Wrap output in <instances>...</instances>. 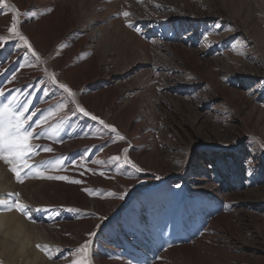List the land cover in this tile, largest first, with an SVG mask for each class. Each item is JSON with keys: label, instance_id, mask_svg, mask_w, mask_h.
Here are the masks:
<instances>
[{"label": "rangeland", "instance_id": "1", "mask_svg": "<svg viewBox=\"0 0 264 264\" xmlns=\"http://www.w3.org/2000/svg\"><path fill=\"white\" fill-rule=\"evenodd\" d=\"M87 2L99 11L90 17L80 5L72 36L77 42L85 37L90 44L99 43V49L89 46L96 52L89 57L96 62L91 70L99 71V76L88 90L95 92V99L121 96L127 108L135 109L140 127L131 150L143 153L133 160L143 171L129 166L136 172L130 177L131 185L120 191L114 188L117 195L113 200L120 195L123 200L110 216L100 220L89 206L94 216L89 224L96 225L92 230L96 235L90 237L92 248L98 244L102 258L112 249L132 255L130 250L115 246L111 234L105 232L111 225L122 227L119 216L129 213L135 214L136 221H130L133 225L126 236L146 248L143 241L152 232L141 233L137 239L134 230L145 218L137 200L151 191L157 194L159 205L167 199L175 209H186L188 202L185 214H196L199 226L214 228L207 247L219 253L215 259L264 264V0ZM123 11L132 13L128 19L133 28L126 26ZM16 43H4L1 67L12 68L7 59ZM106 137L114 139L115 134ZM86 150L73 151L77 161L83 157L86 165L73 169V177L82 176L84 181L75 184L76 190L79 186L91 188L90 183L98 189L100 171L106 174L108 170L106 163L87 162ZM83 168L96 177L83 180L79 173ZM87 196L91 200L92 196ZM173 207L169 205V213ZM70 208L78 211L59 206L51 210L61 214H49L51 220L63 221L61 229L72 243L61 246L63 264H71L75 249L86 240L74 241L73 237L87 216L80 207ZM44 214L41 218L46 220ZM201 246L206 248L204 242ZM145 252L143 264L157 261L161 254L154 253L148 260L150 248ZM91 257L96 264L94 250ZM114 262L123 263L120 259Z\"/></svg>", "mask_w": 264, "mask_h": 264}, {"label": "bare ground", "instance_id": "2", "mask_svg": "<svg viewBox=\"0 0 264 264\" xmlns=\"http://www.w3.org/2000/svg\"><path fill=\"white\" fill-rule=\"evenodd\" d=\"M8 3L19 10V30L28 37L29 42L40 54L44 63L41 64L36 61L30 53H27L25 47L16 43L12 56L7 59L12 68L0 66V90H3L9 98L16 95L21 101L31 100L30 111L39 109L36 116L33 117V121H35L41 115L46 114L49 108H54L58 102H63L67 96L57 85L51 83L44 71L47 68L48 72L56 74L59 82L67 84L76 92L77 102L81 106L104 120L105 123L116 127L128 141H119L109 137L106 139V136H111L108 130L104 129L98 121L84 116L75 109L74 105L69 104L66 109L57 114L55 119L50 120L51 124L59 125L53 134V139L42 138L33 141V143L40 145H50L54 151L46 153L38 150L39 154L34 156L31 162L38 164L44 160H55L63 157L65 169L49 174L67 175L74 178L73 169L75 167L76 169L81 168L80 164L73 165L71 163L79 160L74 155V149H87L85 152L86 159L89 158L87 162L105 160L107 156L123 155V153L120 154L123 148L129 149L128 156L132 161L141 156L143 153L131 150V146L134 144L132 141L140 127L135 109L131 106L127 108L121 96L115 98L97 97L95 99V92L88 90L89 84L94 83L95 78L99 76V71L91 70L96 62L94 63V57L90 58L96 52L89 46L92 47L94 44L88 43V39L85 37L81 42H77V38L72 36L78 24L77 20H79V6L81 5V8L86 9L90 17L99 9H91L87 0H8ZM12 15L14 13L8 8H0V35H9L7 28L11 26ZM3 45L0 44V50ZM92 48L99 49V43ZM13 76L16 77L14 80L12 79ZM3 99L4 97H0V100ZM60 117L63 119L61 120ZM106 167L108 168L107 173L104 176L100 175L101 180L96 182L97 186L101 187L96 189L95 184L90 183L91 188L87 184L88 187L79 186L80 190H76L75 184L65 181L29 178L20 184L15 180L8 166L0 161V199H13L12 195L6 194L20 193L19 199L29 205L36 220V223L33 224L17 211H5L4 206L0 205V220H3L5 224L12 225L22 223L25 235L35 233L32 235L30 243L25 245L21 251V243L14 240L8 241V250H5L3 233L0 232V262L4 264H63L60 260L64 254L61 246L64 243L68 245H72V243L69 242L71 241L70 238H67L69 235L65 233L66 230L61 229L63 221L50 219V212L51 214H61L56 209H54L55 211L51 210V207L60 206V209L64 207L69 209L70 206L82 208L87 219L82 220V223L76 227V230L79 229V231L74 234L75 240L72 239L74 241L83 238L89 239L88 233H91L96 226L89 224L91 217H94L89 206L91 205V209L98 214L100 220L110 216L117 204L123 199L113 200V196L108 195V193L114 192V188L120 191L121 187L130 186L133 182L130 177L136 175V172L131 171L128 165L118 168L106 163ZM79 173H83V180L84 177L90 179L96 177L85 172V170L84 172L81 170ZM81 177L78 176L74 179H81ZM84 188L94 189L96 195L89 200L87 193L83 191ZM145 194H147L146 200L142 197ZM143 195L137 202L138 209L145 212V218L141 219L137 229L135 228L134 236L139 239L141 233L152 232L143 241L147 245L146 248L136 244L126 236L130 231L129 225L132 223L130 221H136L135 214H122L119 219L123 221V226L111 225L105 232L111 234L115 246H122L125 250H130L133 256H127L123 254V251L112 249L106 258H102L98 244H95L92 250L97 256L96 259L94 258L95 262L98 261L96 264H116L114 261L117 259H120L122 264H143L145 262L142 260V256H146L145 249L147 248H150L148 260L154 258V253L158 254L161 251L158 256L159 259L151 264L239 263L234 260L214 258L219 253L214 251L212 247H207V243L213 239L212 234H215L214 228L210 225L199 226L195 221L196 214H185L188 210L187 207L190 206L188 202L186 209H175L174 203H170L167 199L161 205L157 204L158 197L155 192H145ZM169 205L174 206L171 213H169ZM37 208H47L48 210L36 212ZM43 213L46 215V220L41 218ZM204 224H207V220ZM155 229H158L157 232ZM20 239L23 241L24 237ZM203 242L206 248L201 246ZM37 244L49 245L53 252V259H48L47 254L36 247ZM73 244L76 245L77 243ZM13 245L15 246L12 247ZM140 257L142 258L140 259Z\"/></svg>", "mask_w": 264, "mask_h": 264}, {"label": "snow or ice", "instance_id": "3", "mask_svg": "<svg viewBox=\"0 0 264 264\" xmlns=\"http://www.w3.org/2000/svg\"><path fill=\"white\" fill-rule=\"evenodd\" d=\"M143 2V0H139ZM157 8L161 5L157 4ZM0 8H8L14 15H12L11 26L7 28L9 35H0V44H4L10 40H15L19 42L20 46L27 49V53H30L36 61L43 64L40 54L33 48L29 39L22 31L19 30L20 20L18 19L20 13L19 10L8 3V0H0ZM50 11V9H49ZM121 15L126 20V26L129 28L134 27L132 20L128 19L132 15L129 11H123ZM137 33L141 32L140 28H135ZM206 39V37H205ZM240 43L239 41L237 42ZM236 45H233V51H236ZM238 55L243 56L245 53L243 51H237ZM47 73L52 84L57 85L59 89L63 90L67 94L63 102H58L54 108H49L46 114L41 115L39 119L33 121V117L36 116L39 109L30 111L32 105L31 100L21 101L16 95H12L10 98L5 95L3 90H0V97H4L0 100V161L8 166L9 171L14 175L15 180L23 184L29 178L35 179H46L55 181H65L71 184H82L84 181L81 179H74L67 175H52L50 172H59L65 169V160L63 157H59L55 160H44L38 164L32 163V158L39 154V151L46 153H52L54 151L53 147L50 145H40L33 143L34 140H40L46 138L48 140L53 139V134L57 131L59 125L51 124L50 120L55 119L57 114L62 110L66 109L69 104L74 105L75 109L78 110L86 117H90L94 121H98L104 129L115 134V139L119 141L126 140L117 129L111 124L105 123L104 120L93 115L87 111L83 106L77 102L76 92L73 91L67 84L59 82L57 80L56 74L48 72L47 68L44 69ZM16 77L13 76L14 80ZM189 79H192L189 76ZM62 120L63 117H60ZM115 142V141H114ZM264 148V144L261 145ZM39 150V151H38ZM128 148H123V155H114L109 157L107 162L103 160H94L91 163L104 165L105 163L109 165H115L118 168L123 165L130 166L136 172L143 171L135 162H133L128 156ZM73 165L80 164L82 167H86L83 164V157L81 161H72ZM88 171H95L94 169H88ZM83 175V173H81ZM99 175L104 176L105 173L100 171ZM89 196L96 195V191L90 188H84ZM12 195L13 199H0V205L4 206L5 211H17L20 213L27 221L31 223H36L33 212L29 205L19 199L20 193L6 194ZM108 195L116 196L117 193L109 192ZM120 199H123V195H120ZM46 209L37 208L35 211L40 212ZM68 211H78L77 209L69 208ZM95 232L88 233L89 237L95 236ZM93 241L91 238L86 239L75 249V259L72 260L71 264H93L91 257ZM36 247L41 251L45 252L48 259H53V252L49 245L37 244ZM2 264V262H0Z\"/></svg>", "mask_w": 264, "mask_h": 264}, {"label": "clouds", "instance_id": "4", "mask_svg": "<svg viewBox=\"0 0 264 264\" xmlns=\"http://www.w3.org/2000/svg\"><path fill=\"white\" fill-rule=\"evenodd\" d=\"M0 232L3 233V243L5 245V250H8V241L14 240L21 243L20 250L23 251L24 246L30 243L32 235H35V233L25 235V229L22 223L16 225L5 224L3 220H0ZM21 237H24L23 241H21ZM14 246L15 245L12 247Z\"/></svg>", "mask_w": 264, "mask_h": 264}]
</instances>
